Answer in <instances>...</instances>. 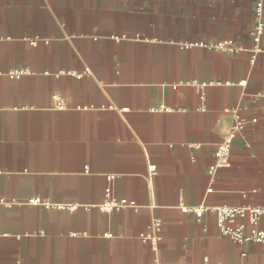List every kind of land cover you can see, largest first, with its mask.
Wrapping results in <instances>:
<instances>
[{
	"label": "crops",
	"instance_id": "0c3cea01",
	"mask_svg": "<svg viewBox=\"0 0 264 264\" xmlns=\"http://www.w3.org/2000/svg\"><path fill=\"white\" fill-rule=\"evenodd\" d=\"M257 3L0 0V264H264V243L180 210L264 204ZM221 40L242 51L199 45ZM235 114L229 166L208 175ZM107 187L130 206L101 212Z\"/></svg>",
	"mask_w": 264,
	"mask_h": 264
},
{
	"label": "built area",
	"instance_id": "2783aa9c",
	"mask_svg": "<svg viewBox=\"0 0 264 264\" xmlns=\"http://www.w3.org/2000/svg\"><path fill=\"white\" fill-rule=\"evenodd\" d=\"M264 10V0H258V3L254 9V21L249 30V37L252 42V59L255 55L263 52L264 50L260 48V42L264 35V25L262 23ZM35 42H32L34 45ZM200 46L207 48L209 50L226 53V54H237L242 49L231 40H221L216 42L200 43ZM26 69H17L9 74L10 79L18 78L24 74H27ZM88 71L85 70L83 74L75 75L76 78H81L83 75H87ZM57 102V108L62 106L58 102L57 98H54ZM159 110L167 111V108L161 106ZM125 112L126 109H121ZM255 123V120H252ZM247 122L242 119L238 114L234 115V125L228 134L224 137L222 143L217 146L215 150L216 162L211 166L207 174L212 175L217 168H224L229 166V156L230 148L233 139L236 134L242 131ZM153 169V168H152ZM108 181L113 180V176H107ZM210 192V189L207 190ZM32 203L37 204L38 200L35 199ZM4 204L0 199V205ZM130 203L125 199L116 200L111 195V189L109 187L104 189V199L97 205V208L105 213L110 214L114 211L120 210L125 207H129ZM74 206L68 208L69 210H74ZM181 212L189 213L195 217L196 220L202 218L203 214L211 213L215 217L216 228L220 235L229 238L232 242L236 244H245L249 242L254 243H264V230L260 228V220L264 216V204L260 206H247V207H237V206H219V207H209L205 205L200 206H182L180 208ZM143 240L148 242L153 250L156 248V237L153 234H144ZM153 264H158L154 262ZM202 264H221L212 263L209 261H204Z\"/></svg>",
	"mask_w": 264,
	"mask_h": 264
}]
</instances>
